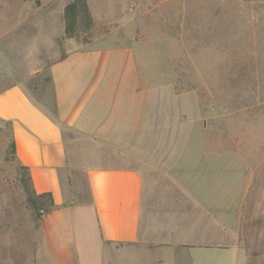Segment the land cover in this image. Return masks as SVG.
I'll use <instances>...</instances> for the list:
<instances>
[{
  "label": "crops",
  "instance_id": "0c3cea01",
  "mask_svg": "<svg viewBox=\"0 0 264 264\" xmlns=\"http://www.w3.org/2000/svg\"><path fill=\"white\" fill-rule=\"evenodd\" d=\"M19 29L0 31L3 66L13 68L12 82L0 87V122L11 123L16 160L34 190L50 192L55 205L44 218L53 240L35 246L33 263L143 264L119 251L147 241L144 264H237L239 247L219 242L228 234L219 221L228 201L196 177L201 148L168 142L171 105L149 88V52L67 51L48 68L50 112L24 86V44L13 45L25 40ZM173 106L177 113V99ZM63 130L77 138L67 142Z\"/></svg>",
  "mask_w": 264,
  "mask_h": 264
},
{
  "label": "rangeland",
  "instance_id": "374dc122",
  "mask_svg": "<svg viewBox=\"0 0 264 264\" xmlns=\"http://www.w3.org/2000/svg\"><path fill=\"white\" fill-rule=\"evenodd\" d=\"M66 3L0 0V31L19 26L25 34L24 42L10 43L16 50L24 44L27 93L53 112L48 68L69 50L148 51L149 88L171 105L169 144L200 147L196 177L211 181L219 202L228 201L227 214L219 212L228 234L219 242L239 247L237 264H264V0H87L92 27L71 38L64 35ZM1 46L0 40V87L13 77ZM1 127L0 264H34L35 246L53 240L44 218L54 207L35 214L27 205L17 163L6 153L8 130ZM63 134L67 142L77 138ZM121 249V258L143 264L149 258L147 241Z\"/></svg>",
  "mask_w": 264,
  "mask_h": 264
},
{
  "label": "trees",
  "instance_id": "16d2710c",
  "mask_svg": "<svg viewBox=\"0 0 264 264\" xmlns=\"http://www.w3.org/2000/svg\"><path fill=\"white\" fill-rule=\"evenodd\" d=\"M63 21L64 35L67 38L77 37L82 33H87L92 27V18L87 0H67L63 10ZM1 123H4L8 130L6 153L17 163V169L20 172V179L23 184V192L26 197L27 205L35 214L41 209L45 212H49L54 207L51 193L47 191L36 194L34 192L29 169L20 165L16 160L11 123L9 121L0 122V133L2 132Z\"/></svg>",
  "mask_w": 264,
  "mask_h": 264
}]
</instances>
